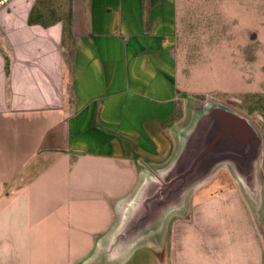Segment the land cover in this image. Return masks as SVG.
Masks as SVG:
<instances>
[{
    "label": "crops",
    "instance_id": "obj_1",
    "mask_svg": "<svg viewBox=\"0 0 264 264\" xmlns=\"http://www.w3.org/2000/svg\"><path fill=\"white\" fill-rule=\"evenodd\" d=\"M31 10L0 47V264H264V174L157 198L224 106L182 89L174 0H72L69 60Z\"/></svg>",
    "mask_w": 264,
    "mask_h": 264
},
{
    "label": "rangeland",
    "instance_id": "obj_2",
    "mask_svg": "<svg viewBox=\"0 0 264 264\" xmlns=\"http://www.w3.org/2000/svg\"><path fill=\"white\" fill-rule=\"evenodd\" d=\"M36 1H0V47L6 25ZM70 1L41 4L65 17ZM174 6L182 89L189 98L218 102L252 122L262 140L257 170L264 174V0H174ZM225 172L216 174L214 188L222 186Z\"/></svg>",
    "mask_w": 264,
    "mask_h": 264
},
{
    "label": "water",
    "instance_id": "obj_3",
    "mask_svg": "<svg viewBox=\"0 0 264 264\" xmlns=\"http://www.w3.org/2000/svg\"><path fill=\"white\" fill-rule=\"evenodd\" d=\"M212 116L206 144L193 152L188 168L175 173L173 178L158 181L157 198L160 200L168 199L191 177L213 174L226 161H234V170L238 173H258L257 162L262 145L258 129L248 118L225 106L214 105Z\"/></svg>",
    "mask_w": 264,
    "mask_h": 264
},
{
    "label": "trees",
    "instance_id": "obj_4",
    "mask_svg": "<svg viewBox=\"0 0 264 264\" xmlns=\"http://www.w3.org/2000/svg\"><path fill=\"white\" fill-rule=\"evenodd\" d=\"M3 1V0H0ZM42 3V0H37L33 6L29 15L30 25H39L44 28L54 26L58 23L64 25V47L66 49L65 55L69 60L73 56V36H72V21H73V11H72V0L70 1V7L67 15L62 17L57 14V11L50 9L46 5L41 4V9L38 8V4ZM6 69L9 70V59L6 57ZM183 116H181L182 118Z\"/></svg>",
    "mask_w": 264,
    "mask_h": 264
}]
</instances>
